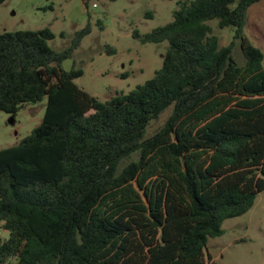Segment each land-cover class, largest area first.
<instances>
[{
	"label": "trees",
	"instance_id": "16d2710c",
	"mask_svg": "<svg viewBox=\"0 0 264 264\" xmlns=\"http://www.w3.org/2000/svg\"><path fill=\"white\" fill-rule=\"evenodd\" d=\"M258 1L179 0L172 21L133 33L168 41L161 67L106 101L62 67L90 24L61 50L50 27L0 32V110L47 97L42 122L0 149V264H217L209 238L264 191V53L243 32ZM212 19L236 26L229 45Z\"/></svg>",
	"mask_w": 264,
	"mask_h": 264
},
{
	"label": "rangeland",
	"instance_id": "374dc122",
	"mask_svg": "<svg viewBox=\"0 0 264 264\" xmlns=\"http://www.w3.org/2000/svg\"><path fill=\"white\" fill-rule=\"evenodd\" d=\"M179 0H6L0 5V32L50 27L56 34L49 44L61 50L71 44L75 32L91 25L73 55L64 60L66 70L81 67L77 85L101 101L120 92H129L154 76L163 62L168 41L143 43L133 33H148L173 20ZM96 4V6H95ZM148 13L152 15L149 16ZM219 46L229 45L236 26L221 28L217 19L209 21ZM244 35L264 53V0L248 9ZM107 46L115 49L107 51ZM233 55L239 64L245 57L237 41ZM264 65V61H263ZM47 97L26 104L16 115L0 110V149L19 143L39 125L45 115ZM172 107L148 128L152 135L160 128ZM224 233L211 237L207 254L217 264H264V191L245 214L223 222ZM0 234L7 236L0 230Z\"/></svg>",
	"mask_w": 264,
	"mask_h": 264
},
{
	"label": "built area",
	"instance_id": "2783aa9c",
	"mask_svg": "<svg viewBox=\"0 0 264 264\" xmlns=\"http://www.w3.org/2000/svg\"><path fill=\"white\" fill-rule=\"evenodd\" d=\"M95 6H96V4H95Z\"/></svg>",
	"mask_w": 264,
	"mask_h": 264
},
{
	"label": "water",
	"instance_id": "95a60500",
	"mask_svg": "<svg viewBox=\"0 0 264 264\" xmlns=\"http://www.w3.org/2000/svg\"><path fill=\"white\" fill-rule=\"evenodd\" d=\"M4 222V221H3Z\"/></svg>",
	"mask_w": 264,
	"mask_h": 264
}]
</instances>
